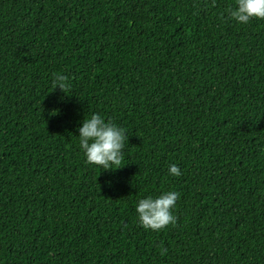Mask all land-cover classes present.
Returning <instances> with one entry per match:
<instances>
[{
  "label": "trees",
  "instance_id": "trees-1",
  "mask_svg": "<svg viewBox=\"0 0 264 264\" xmlns=\"http://www.w3.org/2000/svg\"><path fill=\"white\" fill-rule=\"evenodd\" d=\"M235 6L0 0V264H264V19ZM94 113L119 169L86 163ZM168 191L176 224L146 230Z\"/></svg>",
  "mask_w": 264,
  "mask_h": 264
},
{
  "label": "clouds",
  "instance_id": "clouds-1",
  "mask_svg": "<svg viewBox=\"0 0 264 264\" xmlns=\"http://www.w3.org/2000/svg\"><path fill=\"white\" fill-rule=\"evenodd\" d=\"M215 3V0H213ZM228 18L237 23L248 24L251 19H264V0H236V6L227 9ZM67 76L54 74L53 88L57 85L65 93L70 87L66 81ZM79 146L86 157V163L102 167L104 170L121 168L123 149L128 136L123 128L108 121L100 114H92L84 118L79 127ZM171 175L179 176L181 171L175 164L169 166ZM179 193L168 191L153 198L148 196L140 199L136 212L140 224L146 230L160 231L169 225H175L177 217L173 214ZM164 249L162 255L166 252Z\"/></svg>",
  "mask_w": 264,
  "mask_h": 264
}]
</instances>
